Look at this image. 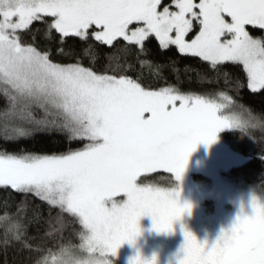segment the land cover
<instances>
[{
    "label": "snow or ice",
    "instance_id": "snow-or-ice-1",
    "mask_svg": "<svg viewBox=\"0 0 264 264\" xmlns=\"http://www.w3.org/2000/svg\"><path fill=\"white\" fill-rule=\"evenodd\" d=\"M152 38L203 64L201 84L264 90V0H0V137L7 143L56 131L83 143L58 155L0 148V187L24 198L0 226L2 264H10V252L30 251L38 239L31 229L45 221L78 223L86 230L81 248L104 257L64 264H111L135 241L143 216L157 231H173L191 205L180 203V187L150 183L151 174L182 182L201 143L211 145L226 128L254 126L255 117L242 124L224 115L214 92L186 90L180 74L190 68L150 59ZM229 64L243 80L224 71ZM30 196L47 209L31 205L30 215ZM251 206L252 215L241 214L210 246L185 230L179 264H264V200L254 195ZM131 264L156 258L138 255Z\"/></svg>",
    "mask_w": 264,
    "mask_h": 264
},
{
    "label": "trees",
    "instance_id": "trees-1",
    "mask_svg": "<svg viewBox=\"0 0 264 264\" xmlns=\"http://www.w3.org/2000/svg\"><path fill=\"white\" fill-rule=\"evenodd\" d=\"M163 2L167 3L168 0ZM252 34L254 36L261 35L258 31H254ZM146 46L151 53L150 59L162 63L175 60L179 68H190L191 70L187 74L183 72L180 74V79L184 81L183 87L186 90L190 88L197 92H214L213 98L216 99V102L225 105L222 109L224 115L242 124L255 117L254 126L241 129H224L217 134V140L211 145L201 143L190 155L185 173L193 168L210 172L225 164L241 162V165L231 168L228 173H225V176L233 181L238 180L247 186L253 187L264 196V90L256 93L251 92L246 87L235 90L230 86L226 87L222 80L220 84H201L197 73L204 71V65L196 58L184 57L175 49L161 50L155 38H152L150 42H146ZM53 60L56 63L74 62L58 56L53 57ZM99 63L103 64L106 61L101 57ZM85 66H88L87 62H85ZM224 71L230 73L233 79L237 77L244 79L243 74L236 66L229 64ZM164 75L170 82H175L176 77L174 74L165 72ZM224 96L229 97V99H224ZM5 104V98L2 91H0V110H3ZM34 114L39 119L43 116V111L36 109ZM82 147V142L76 139L70 140L66 132L35 131L29 137L7 143L0 137V148H8L9 151L23 149L38 154L58 155ZM222 147H225V149ZM193 177L195 180H201L208 176L205 173H199L193 174ZM149 182L170 186L179 183L175 180L174 174L164 171L151 174ZM21 199L24 198L18 196L14 191H6L3 187H0V226H2L5 216L15 214L16 206ZM26 199L29 202L30 215L31 205L39 206L43 210L47 209V203L42 202L40 198L30 196ZM116 199L119 200L121 197H116ZM85 231L81 225L78 223L73 224L70 219L65 220L63 223L45 221L41 224L39 230L31 229L30 235L38 237V239L29 243L30 251H25L22 257H14L10 252V264H38V261L54 264L58 258L71 251L72 247L74 248L80 240H83L82 237ZM93 256L96 259L104 258L99 253H95ZM109 259L114 262L118 261V254L110 256ZM0 264H2V256H0Z\"/></svg>",
    "mask_w": 264,
    "mask_h": 264
},
{
    "label": "rangeland",
    "instance_id": "rangeland-1",
    "mask_svg": "<svg viewBox=\"0 0 264 264\" xmlns=\"http://www.w3.org/2000/svg\"><path fill=\"white\" fill-rule=\"evenodd\" d=\"M0 123L2 126L3 121L0 120ZM239 165L241 162L225 164L210 172L193 168L184 173L182 182L179 181L175 186L154 183L165 188L180 187L179 201L182 205H191L190 212L174 222L171 232H159L151 216L141 217L139 235L134 242H125L118 249V261L111 260V264H131L138 255L149 261L155 257L156 264H179L184 256L185 230L210 246L224 231L232 228L241 214L252 215L253 196L261 200H264V196L253 187L225 176L231 168ZM199 173H205L208 177L195 180L193 174ZM82 243L83 240H80L77 246L63 254L54 264H64L67 259L87 261L90 256L94 258L93 254L81 248Z\"/></svg>",
    "mask_w": 264,
    "mask_h": 264
}]
</instances>
